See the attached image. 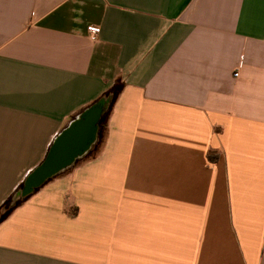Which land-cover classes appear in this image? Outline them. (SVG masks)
<instances>
[{
    "label": "crops",
    "instance_id": "0c3cea01",
    "mask_svg": "<svg viewBox=\"0 0 264 264\" xmlns=\"http://www.w3.org/2000/svg\"><path fill=\"white\" fill-rule=\"evenodd\" d=\"M118 79L0 264H264V0H0V205Z\"/></svg>",
    "mask_w": 264,
    "mask_h": 264
},
{
    "label": "water",
    "instance_id": "95a60500",
    "mask_svg": "<svg viewBox=\"0 0 264 264\" xmlns=\"http://www.w3.org/2000/svg\"><path fill=\"white\" fill-rule=\"evenodd\" d=\"M105 101L89 106L55 140L46 159L26 178L23 194L31 193L49 178L68 167L85 153L97 135V123Z\"/></svg>",
    "mask_w": 264,
    "mask_h": 264
},
{
    "label": "trees",
    "instance_id": "16d2710c",
    "mask_svg": "<svg viewBox=\"0 0 264 264\" xmlns=\"http://www.w3.org/2000/svg\"><path fill=\"white\" fill-rule=\"evenodd\" d=\"M123 87H124V83L120 79H118L104 94H102V96H104V95L111 96V100H110L109 104H107V106L105 107V109L102 111V113H101V115H100V117L98 119V123H97V125H98L97 126V135H96V140H95V143L94 144H101L102 139H103V136H104V132H105V129H106V124H107V119H108L109 113H110V111L112 109V106H113V104L115 102V99L119 96V94L122 91ZM102 96L98 100H96V102H94L93 104L103 101V97ZM51 149H52V147H51ZM92 149H94V145L90 149V152H88V154L86 155V157H89L90 156V154L92 152ZM210 158H211V156H210ZM25 182H26V180L24 182H22L18 186V189H22L23 190L24 187H25ZM38 189H39V186L38 187H35L32 190L31 193L22 194L21 197H17V198H14L13 193L11 195H9L4 200V202L0 205V221H2L6 216H8L17 206H19L25 199H27L28 197H30V195L32 193H34L35 191H37Z\"/></svg>",
    "mask_w": 264,
    "mask_h": 264
},
{
    "label": "rangeland",
    "instance_id": "374dc122",
    "mask_svg": "<svg viewBox=\"0 0 264 264\" xmlns=\"http://www.w3.org/2000/svg\"><path fill=\"white\" fill-rule=\"evenodd\" d=\"M102 97H103V101L106 102V103H105V107H106L107 104H109V102H110V100H111V96H109V95H104V96H102ZM99 146H100V144H94V149H92V152H91L90 156L93 155V153H94L96 150L99 149ZM12 193H13L14 198L21 197L22 194H23V190H22V189H18V187H17L16 190H14ZM10 195H11V194H10Z\"/></svg>",
    "mask_w": 264,
    "mask_h": 264
},
{
    "label": "built area",
    "instance_id": "2783aa9c",
    "mask_svg": "<svg viewBox=\"0 0 264 264\" xmlns=\"http://www.w3.org/2000/svg\"><path fill=\"white\" fill-rule=\"evenodd\" d=\"M88 32L92 38H96L99 33V27L96 25L88 26ZM234 75L237 76L238 72H236Z\"/></svg>",
    "mask_w": 264,
    "mask_h": 264
}]
</instances>
